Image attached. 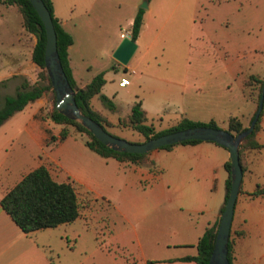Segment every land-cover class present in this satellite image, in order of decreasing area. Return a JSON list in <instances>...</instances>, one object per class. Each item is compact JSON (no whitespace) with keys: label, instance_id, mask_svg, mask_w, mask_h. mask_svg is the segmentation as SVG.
Segmentation results:
<instances>
[{"label":"rangeland","instance_id":"obj_1","mask_svg":"<svg viewBox=\"0 0 264 264\" xmlns=\"http://www.w3.org/2000/svg\"><path fill=\"white\" fill-rule=\"evenodd\" d=\"M52 2L55 15L63 20L64 29L72 38L68 56L77 84L86 83L103 72L105 83L100 93L111 100L115 109H109L96 96L91 98L90 104L109 121V124L104 123L108 132L127 141L142 140L137 132L117 123L118 117L129 112L125 105L129 98L125 90L129 86L118 89L116 83L120 78L129 83L130 69L142 71L144 75L141 82L138 78L132 81L129 89L132 95L145 99L146 123L155 130L167 129L182 117L200 122L212 119L218 128L226 125L229 116L243 118L251 103L246 99L242 79L249 74L264 78V0ZM143 3L146 4L142 7L144 25L139 31L137 47L126 64H121L111 56V46L120 40L119 33L130 27L135 11ZM14 8L11 9L13 15L0 18L3 58L0 79L13 65L19 48L27 55L34 42V37L23 30L19 34L20 47L10 44L11 31H15L19 16ZM19 83L12 80L3 92L12 94ZM151 93L154 99L145 98ZM40 102V105L32 104L40 106L37 113L44 119L48 117L50 106L47 91ZM262 113L264 119V105ZM24 119L25 110L12 114L6 123L21 125ZM12 130L13 127L7 134ZM44 131L46 140L37 157L49 168L54 180L73 182L81 207L76 219L59 229L50 228L46 233L52 245L48 252L54 264H75L83 259L91 250L92 236L98 237L97 244L123 253L125 257L128 252L135 253L134 241L127 245L119 243L116 247L107 229L122 228L118 211L131 202L142 199L147 202L149 193H159L165 202L169 199L175 206L185 207L195 190L204 193L203 202L209 209L222 202L226 177L222 163L227 160V151L213 142L176 143L169 149L157 148L150 153L149 163L132 164L98 156L85 146V135L71 125L56 124L48 118ZM11 133L15 134L14 142L8 140L12 148L23 144L27 153L32 151L33 146L24 132ZM262 154L259 160H264V152ZM5 163L10 164L9 158ZM32 163L27 159L25 171ZM3 176L12 183V173ZM3 187L4 183L0 189ZM176 215L173 211H143L138 223L129 221L128 230L132 232L131 224L135 225L134 231L146 255H163L170 247L167 251L162 245L156 246L146 234L158 242L171 241V230L177 223L183 225L184 222ZM44 232L31 234L42 243ZM57 236L62 238L59 240Z\"/></svg>","mask_w":264,"mask_h":264},{"label":"crops","instance_id":"obj_2","mask_svg":"<svg viewBox=\"0 0 264 264\" xmlns=\"http://www.w3.org/2000/svg\"><path fill=\"white\" fill-rule=\"evenodd\" d=\"M12 7L14 6L0 4V18L5 17L6 15H10ZM53 14L54 16H56L54 13V6ZM18 17H16V28L14 29L15 31H11L12 38L10 41V44H16L17 46L21 45V38L19 37V34L24 30L21 27L20 18ZM56 17L60 20V24L64 29L63 20H61L58 16ZM143 17L144 12L142 13L141 27L142 25H144ZM138 40L139 32L136 39L134 40L136 47L138 44ZM33 43L31 44V47ZM116 44L117 42H114L112 44L111 50L114 49ZM71 46L72 43L67 48L68 65L75 84L77 86H80L82 84H77V79L74 75V69L68 56ZM19 47L20 46H18V48ZM31 47L27 55H25V53L21 51V48H19V54L17 55V58L15 59L13 65L10 66V69L8 70L5 77L3 79H0V97L8 95L3 92V89L12 80L13 83L14 81L17 82V80L21 82L22 79H25L29 84L35 82L37 66L33 62H31L29 58ZM1 59L3 58L0 54V60ZM146 68L147 65L144 66V69ZM136 78L139 79L138 82L142 81V79L144 78L142 71L137 72L135 70V73L131 74V79H129V83L127 85L118 86V84L116 83V86L118 89H124L126 86H129L130 88L132 81H136ZM103 85L101 86L100 91L102 90ZM129 88L128 90H125V92L129 95L128 102L125 104L126 107L129 109L130 105L134 101L139 100L142 109H144L146 113L145 99L141 96L138 97L136 94L132 95V90ZM149 95L150 96L144 97L149 100L155 98L154 94L151 93ZM40 98L36 99L33 102L40 105ZM246 99L251 104L243 115L244 119L242 118V116L241 118H238L243 125H246L248 123L249 117L255 110L254 101L250 99L249 96H246ZM33 102L28 103L20 110H25V119L23 124H7V119H9L12 115L0 124V186L2 185V183H4L3 189H0V197L24 174L42 164L37 155L38 152L42 150L43 144L46 140V134L44 130L46 128L48 117L44 119H42L41 117L39 118L37 111L40 106H35V104H32ZM263 105L264 104H262V109ZM262 109L261 115H263ZM11 127H13V130L11 132L20 130L26 134L27 138L33 146L32 151L27 153L23 147V144H20L19 147L13 146V148L8 144V140H13L14 142L15 137L14 133L10 132L9 134H7V131L11 130ZM225 127L226 125L222 128L225 129ZM255 138L258 143L264 145L263 116L260 117V129L257 131ZM152 151H150V153ZM263 152L264 146L258 149L244 150V170L241 174L240 192L237 193L234 202L233 213L229 226V264H264V194L253 198H249L246 195V193L250 192L256 185L264 186V180L262 179L264 176V160L262 158L261 160H259V158L262 157ZM7 158H9L10 164L5 163ZM27 159L32 160L33 163L31 167L27 171H25L26 169L24 167L26 166ZM10 173H12L13 175V178L11 179L13 180L12 183H8V181H5V177L3 176V174L9 175ZM194 192L195 193H192L189 197L190 201L185 207L172 205L169 199L168 202H165V200L160 197L159 193L153 195H150L149 193L147 202L142 199L141 202L143 203H141L140 201L135 203L131 202L128 206H124L123 210L118 211L119 216L121 217L123 222L122 228H117L116 230L114 228L107 229V232L109 234L108 236L109 238L113 239L112 243L115 244L116 247L119 243L122 245H127V242L133 243L134 241V249L136 251H139H135V253L128 252V257H125L123 253H115L113 249L104 247L102 246V244H97L98 237L92 236L89 240V243H91V250L85 255L83 259H80L75 264H196L193 260H183L181 258L185 256L196 255V241L198 237L203 233L205 228L211 226L215 221H218L223 199L222 202L215 204V206L209 209L203 202V199L205 198L203 196L204 193L198 190H195ZM143 211H173L177 214L176 216L178 218L184 220V222L182 223L183 225L177 223L175 225V228L171 230V235L173 238L171 239V241L161 240V242H158V240L152 238L149 233L146 234V237H148L150 241L152 239L153 241L151 242H154L156 246L162 245L167 249V251L170 247L169 252H165L163 253V255H146V253L143 251L141 240L137 237V234L134 231L135 225L131 224V229L133 230L132 232L128 230V225L130 224L129 221L132 220L135 223H138L137 221L141 217L140 213H142ZM64 224L65 223L60 224L56 227L38 229L30 232L29 234H24L13 223V221L2 210L0 206V264H54L50 258V253L48 252V249L52 245L48 237L46 236V233H48V229H59V227ZM39 230L45 231V235L41 239L42 243H39L38 240L33 237V234H31ZM239 232L242 233L239 234ZM57 237L59 238V240L62 238L60 236Z\"/></svg>","mask_w":264,"mask_h":264},{"label":"trees","instance_id":"obj_3","mask_svg":"<svg viewBox=\"0 0 264 264\" xmlns=\"http://www.w3.org/2000/svg\"><path fill=\"white\" fill-rule=\"evenodd\" d=\"M41 1L51 17L55 32L56 52L66 79L70 87L73 89L75 104L83 114L99 123L102 128L108 132L104 123L109 124V121L102 113L94 109L90 104L91 98L96 96L103 104L107 105L109 109H114L111 100L100 93V88L104 83L103 72H98L86 83L80 86L75 84L70 73L67 59V48L72 43L71 35L62 28L60 20L54 16L52 1ZM0 4L13 5L19 15L21 27L34 37V43L31 47L29 58L31 62L37 66L35 82L29 84L25 79H22L12 94L4 95L2 97V104L0 106V124L15 112L20 111L28 103L42 97V94L47 91L50 102V106L47 109L48 118L51 122L56 124L71 125L78 133L84 134V144L89 150L102 158H112L118 162L132 164L149 163L150 152L128 153L112 150L95 139L92 134L78 122L67 118L54 109V94L50 88L43 64L44 30L39 17L28 0H0ZM142 13L143 9L138 7L130 23V38L133 40L136 39L140 30ZM263 82L264 78L258 74H249L242 80V87L245 89V95L249 96L250 99L254 101L255 108ZM253 113L249 117L248 123L252 118ZM260 117L261 111L251 132L238 146V159L241 171L244 170V150L258 149L264 146L263 144L258 143L255 138L257 131L260 129ZM117 123L122 127H127L137 132L138 135L142 137V140L139 142L169 131L196 125L218 128L217 124L212 119L206 122H200L182 117L177 123L167 129L155 130L151 124L146 123V113L144 109H142L139 100L134 101L130 105L127 115L117 118ZM247 124L243 125L237 117L229 116L226 120L225 130L235 135L244 130ZM110 134L113 135L112 133ZM64 135L65 129L61 131V136L63 137ZM199 141L200 140L191 139L185 140L181 143L193 144ZM214 144L221 146L216 143ZM172 145H166L159 148L169 149ZM222 167L226 171V178L224 180L225 193L220 212L223 208L229 189L230 179L228 160H225L222 163ZM238 192H240V185ZM262 194H264V186L260 185H256L250 192L246 193L249 198ZM0 206L24 234H29L38 229L56 227L63 223H69L79 216L80 209L73 182L71 180H54L44 164H41L24 174L12 187L6 190L0 197ZM217 223L218 221H215L211 226L205 228L203 233L198 237L195 244L196 255L185 256L181 259L193 260L196 264H207ZM241 233L242 232H239V234ZM229 243L228 240L227 259L230 263Z\"/></svg>","mask_w":264,"mask_h":264},{"label":"water","instance_id":"obj_4","mask_svg":"<svg viewBox=\"0 0 264 264\" xmlns=\"http://www.w3.org/2000/svg\"><path fill=\"white\" fill-rule=\"evenodd\" d=\"M39 17L44 30L43 64L50 88L54 94V109L69 119L75 120L83 126L99 142L112 150L128 153H147L162 146L181 143L185 140L196 139L210 141L223 146L227 151L229 162V189L213 238V244L207 264H229L227 259V241L229 226L233 213L234 202L239 190L241 180V167L238 159V146L251 132L254 123L262 109L264 99V82L260 88L258 102L253 116L246 128L233 135L223 128H214L196 125L169 131L142 142H130L123 138L113 136L102 126L83 114L73 98V89L70 87L62 70L55 46V32L50 14L41 0H28ZM143 3L140 7H145ZM136 48L131 38L119 40L111 52V56L121 64H126Z\"/></svg>","mask_w":264,"mask_h":264},{"label":"built area","instance_id":"obj_5","mask_svg":"<svg viewBox=\"0 0 264 264\" xmlns=\"http://www.w3.org/2000/svg\"><path fill=\"white\" fill-rule=\"evenodd\" d=\"M130 27L127 28V29H124L122 30L120 33H119V39L121 40L122 38H130ZM129 73L130 74H134L135 71L133 69H130L129 70ZM127 80L125 78H120L119 82H118V86H124V85H127Z\"/></svg>","mask_w":264,"mask_h":264}]
</instances>
